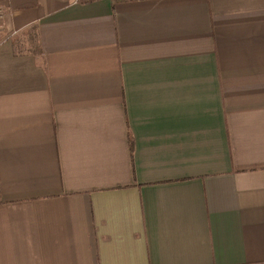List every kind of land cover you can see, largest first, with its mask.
I'll return each mask as SVG.
<instances>
[{"label":"crops","instance_id":"crops-1","mask_svg":"<svg viewBox=\"0 0 264 264\" xmlns=\"http://www.w3.org/2000/svg\"><path fill=\"white\" fill-rule=\"evenodd\" d=\"M0 9V264H264V0Z\"/></svg>","mask_w":264,"mask_h":264},{"label":"built area","instance_id":"built-area-1","mask_svg":"<svg viewBox=\"0 0 264 264\" xmlns=\"http://www.w3.org/2000/svg\"><path fill=\"white\" fill-rule=\"evenodd\" d=\"M3 16V12L1 11V9H0V18Z\"/></svg>","mask_w":264,"mask_h":264}]
</instances>
